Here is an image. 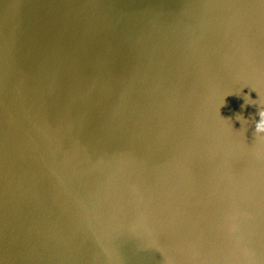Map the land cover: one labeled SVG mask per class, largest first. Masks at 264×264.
Masks as SVG:
<instances>
[{
	"label": "water",
	"instance_id": "obj_1",
	"mask_svg": "<svg viewBox=\"0 0 264 264\" xmlns=\"http://www.w3.org/2000/svg\"><path fill=\"white\" fill-rule=\"evenodd\" d=\"M260 108L264 0H0V264H264Z\"/></svg>",
	"mask_w": 264,
	"mask_h": 264
},
{
	"label": "clouds",
	"instance_id": "obj_2",
	"mask_svg": "<svg viewBox=\"0 0 264 264\" xmlns=\"http://www.w3.org/2000/svg\"><path fill=\"white\" fill-rule=\"evenodd\" d=\"M248 97L252 101L251 104H255V100H252L250 96ZM258 115L260 119L256 122L255 133L257 136H264V108H260Z\"/></svg>",
	"mask_w": 264,
	"mask_h": 264
}]
</instances>
